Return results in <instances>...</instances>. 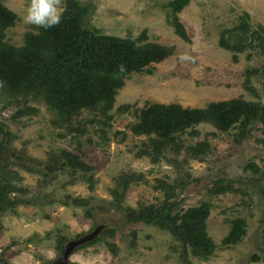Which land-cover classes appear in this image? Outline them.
Segmentation results:
<instances>
[{"label": "rangeland", "instance_id": "obj_1", "mask_svg": "<svg viewBox=\"0 0 264 264\" xmlns=\"http://www.w3.org/2000/svg\"><path fill=\"white\" fill-rule=\"evenodd\" d=\"M79 1L91 4L88 21L104 34L135 38L147 28L148 41L175 47L172 55L155 64L152 74L131 73L125 78L114 97L113 112L122 103L141 106L146 99L199 108L210 101L238 97L264 102V55L249 49L240 53L238 62L234 63L231 52L218 45L220 31L236 24L242 11L249 13L253 25H264V0H189L178 16L190 34V43L178 37L167 23L169 9L165 3L168 0ZM3 3L18 16L16 24L7 30L6 40L20 45L23 32L31 27L22 19L27 0H3ZM248 68L260 71L250 78L257 96L243 88ZM29 104L37 107L38 112L13 121L10 116L16 107L5 106L0 95V126L5 124L15 134L12 147L40 161L46 159L48 150L77 152L76 142L70 135L60 137L57 135L59 130L52 128L53 114L46 106L38 101ZM130 120L128 113L114 112V122L108 132L110 140L102 149L88 144L86 135L79 138L82 159L94 167L92 190L80 177L72 180L65 173H56L44 181L42 174L12 166L22 177L18 183L22 191L18 195L27 203L18 205L15 213L0 214V258L14 264H44L58 256L56 243L59 236L63 235L69 241L89 233L97 224H103L115 228L114 236L103 235L102 229L94 239L98 241L84 247L82 244L72 251L68 264H182L176 252L179 244L167 231L143 223H126L120 210L109 202L112 178L121 172H142L147 180V183L132 185L125 195L124 205L136 206L139 200L148 202L160 197V193L152 188L154 178H184L183 172L187 170L197 181L185 179L186 186L180 191V197L185 198V208L207 200L206 188L210 180L217 177L244 183L249 191L248 205L241 203L245 199L241 194L218 195L212 200L207 218V232L219 244L229 229L226 219L243 217L247 231L241 243L227 249L217 248L206 261L192 258L193 264H264L249 259L261 240L264 144L258 140H264V125L256 123L251 137L237 145L226 135L213 137L210 132L215 128L200 123L196 126L199 136L184 135V143L194 144L207 137L214 146L211 153L203 160L186 157L184 151L179 155L166 153L154 164L147 156H135L134 152L145 136L134 135L128 129ZM91 136L97 140L94 134ZM249 162L258 165V174L252 175L251 170L243 169ZM65 194L89 197L95 206L92 217H85L83 208L63 205ZM107 241L115 244L114 252Z\"/></svg>", "mask_w": 264, "mask_h": 264}, {"label": "trees", "instance_id": "obj_2", "mask_svg": "<svg viewBox=\"0 0 264 264\" xmlns=\"http://www.w3.org/2000/svg\"><path fill=\"white\" fill-rule=\"evenodd\" d=\"M188 2L168 0L165 6L169 9L166 21L173 32L190 43V34L178 16ZM63 8L59 25L49 30L31 26L23 32L21 44L13 45L6 40V32L16 24L18 16L0 0V95L5 106L16 107L10 118L18 121L22 117L35 115L38 108L29 103H43L53 114L50 125L59 130L57 135H70L76 142L77 150L75 153L64 149L48 150L46 159L40 161L17 152L12 147L15 134L5 124H1L0 214L8 211L15 213L18 205L27 203L18 195L22 191L18 184L22 177L12 166L42 174L44 181L56 173H65L72 180L80 177L92 190L95 183L94 167L82 159L79 138L86 135L88 144L100 149L106 147L110 140L108 132L114 122V112L131 116L128 129L134 135L145 136L134 154L136 157L147 156L154 164L166 153L179 155L184 151L186 157L200 160L211 153L214 146L207 137L194 144L184 143V135L190 138L199 136L196 126L200 123L215 128L214 132H210L213 137L226 135L237 145L251 137L256 123L264 125V102L241 97L210 101L203 108L146 99L141 106L122 103L113 112L114 97L125 78L131 73L152 74L155 64L172 55L175 47L148 41L147 28L142 29L135 38L102 33L88 21L90 3L64 0ZM218 45L231 52L234 63L238 62L240 53L249 49L264 55V25H253L249 13L242 11L237 16L236 24L220 31ZM121 66L124 71L120 70ZM259 72L258 68L245 70L243 88L255 96L257 93L250 85V78ZM92 134L97 140H93ZM258 141L264 144V140ZM243 169L251 170L252 175L260 171L253 162L247 163ZM183 176L154 178L152 188L160 193V197L148 202L139 200L136 206H130L124 205L127 191L132 185L147 183V180L142 172H121L112 178V199L109 203L120 210L126 223H143L167 231L179 244L176 252L182 264H193L192 258L206 261L217 248L227 249L241 243L247 231V222L243 217L226 219L229 229L219 244L207 232V218L213 206L212 200L221 194H241L245 198L241 203L248 205L247 185L226 177L211 179L206 188L208 199L185 208V198L180 197V191L186 186L185 179L197 180L187 170ZM62 204L83 208L87 218L92 217L95 208L89 197L70 194L64 195ZM261 224L260 244L257 251L251 253V262L264 263V212ZM114 233L115 228L110 226L102 230L106 236L112 237ZM132 236H136L134 231ZM96 241L98 239L82 247ZM65 242L67 238L59 236L56 249L60 251ZM106 243L114 252L115 244ZM0 264L14 263L0 258Z\"/></svg>", "mask_w": 264, "mask_h": 264}, {"label": "clouds", "instance_id": "obj_3", "mask_svg": "<svg viewBox=\"0 0 264 264\" xmlns=\"http://www.w3.org/2000/svg\"><path fill=\"white\" fill-rule=\"evenodd\" d=\"M63 11L62 0H27L22 19L26 25L49 30L60 24ZM120 70L124 71L122 66Z\"/></svg>", "mask_w": 264, "mask_h": 264}, {"label": "water", "instance_id": "obj_4", "mask_svg": "<svg viewBox=\"0 0 264 264\" xmlns=\"http://www.w3.org/2000/svg\"><path fill=\"white\" fill-rule=\"evenodd\" d=\"M106 226L103 224H97L92 231L87 234H84L76 239H72L63 244L60 248L59 254L56 259L44 263V264H68V259L72 251L87 242L94 240Z\"/></svg>", "mask_w": 264, "mask_h": 264}]
</instances>
